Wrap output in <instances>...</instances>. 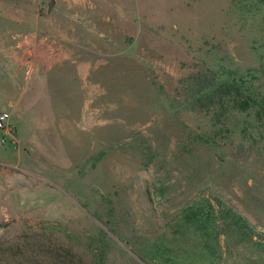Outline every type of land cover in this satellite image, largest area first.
Instances as JSON below:
<instances>
[{
    "label": "rangeland",
    "instance_id": "obj_1",
    "mask_svg": "<svg viewBox=\"0 0 264 264\" xmlns=\"http://www.w3.org/2000/svg\"><path fill=\"white\" fill-rule=\"evenodd\" d=\"M0 1L42 17L47 54L74 57L33 95L27 81L24 162L0 178V264H165L151 246L194 249L180 219L204 199L253 232L222 237L218 264H264V115L186 101L211 63L256 66L231 0Z\"/></svg>",
    "mask_w": 264,
    "mask_h": 264
},
{
    "label": "trees",
    "instance_id": "obj_2",
    "mask_svg": "<svg viewBox=\"0 0 264 264\" xmlns=\"http://www.w3.org/2000/svg\"><path fill=\"white\" fill-rule=\"evenodd\" d=\"M227 14L248 45L256 66L232 69L211 63L190 76L186 101L204 111H209L210 103L216 102L220 108L227 103L231 113L255 112L259 122L264 115V0H231ZM152 158L149 156V161ZM202 202L185 208L180 219V227L192 234L191 245L195 248L180 255L156 242L151 246L150 260L165 264H218L222 237L252 240L253 232L239 214L218 200L216 209L210 200Z\"/></svg>",
    "mask_w": 264,
    "mask_h": 264
},
{
    "label": "crops",
    "instance_id": "obj_3",
    "mask_svg": "<svg viewBox=\"0 0 264 264\" xmlns=\"http://www.w3.org/2000/svg\"><path fill=\"white\" fill-rule=\"evenodd\" d=\"M49 3L52 5V0ZM28 12L26 7L0 1V113L10 114L18 144L21 138L16 125L25 120L27 81L35 78L29 87L33 95L38 88L37 79L41 82L54 67L70 58L74 61L72 54H47L49 45L43 37V19L37 13L28 18ZM22 157L18 145L0 144V178L8 175L10 180L14 179L10 171L23 164Z\"/></svg>",
    "mask_w": 264,
    "mask_h": 264
},
{
    "label": "built area",
    "instance_id": "obj_4",
    "mask_svg": "<svg viewBox=\"0 0 264 264\" xmlns=\"http://www.w3.org/2000/svg\"><path fill=\"white\" fill-rule=\"evenodd\" d=\"M0 144L18 145V140L15 135V127L11 122L10 114L7 112L0 113Z\"/></svg>",
    "mask_w": 264,
    "mask_h": 264
}]
</instances>
